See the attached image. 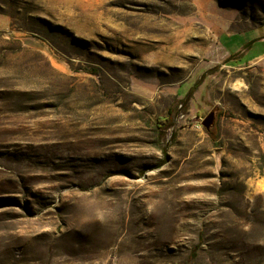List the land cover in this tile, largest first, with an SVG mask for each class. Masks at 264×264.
<instances>
[{
    "label": "rangeland",
    "instance_id": "rangeland-1",
    "mask_svg": "<svg viewBox=\"0 0 264 264\" xmlns=\"http://www.w3.org/2000/svg\"><path fill=\"white\" fill-rule=\"evenodd\" d=\"M226 35L262 54L264 0H0V264H264V58Z\"/></svg>",
    "mask_w": 264,
    "mask_h": 264
},
{
    "label": "crops",
    "instance_id": "crops-1",
    "mask_svg": "<svg viewBox=\"0 0 264 264\" xmlns=\"http://www.w3.org/2000/svg\"><path fill=\"white\" fill-rule=\"evenodd\" d=\"M235 37H236V35H226L224 37L225 40L223 39L224 42H222L223 45L221 44V42H220V45H221L222 50L225 52V54L237 55L238 58H237L236 63L253 65L255 61H258V60L264 58V52H262V54H260L258 56L251 55L252 46H254L253 45L254 40H252L251 42L250 41H244V43H242L241 47H237L234 45L235 42L233 39ZM255 42H261L264 44V38H260V39L256 38Z\"/></svg>",
    "mask_w": 264,
    "mask_h": 264
},
{
    "label": "water",
    "instance_id": "water-1",
    "mask_svg": "<svg viewBox=\"0 0 264 264\" xmlns=\"http://www.w3.org/2000/svg\"><path fill=\"white\" fill-rule=\"evenodd\" d=\"M218 109L214 107L202 120V127L205 129L206 132L210 131L215 126V119L217 115Z\"/></svg>",
    "mask_w": 264,
    "mask_h": 264
},
{
    "label": "trees",
    "instance_id": "trees-1",
    "mask_svg": "<svg viewBox=\"0 0 264 264\" xmlns=\"http://www.w3.org/2000/svg\"><path fill=\"white\" fill-rule=\"evenodd\" d=\"M168 114H169V113H168ZM165 121H166V119H163V120H161V123L164 124Z\"/></svg>",
    "mask_w": 264,
    "mask_h": 264
}]
</instances>
